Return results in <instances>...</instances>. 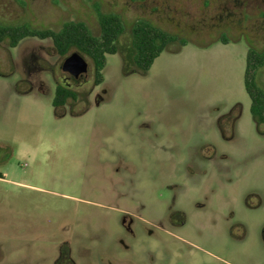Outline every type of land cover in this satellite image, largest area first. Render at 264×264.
<instances>
[{
    "label": "rangeland",
    "instance_id": "obj_1",
    "mask_svg": "<svg viewBox=\"0 0 264 264\" xmlns=\"http://www.w3.org/2000/svg\"><path fill=\"white\" fill-rule=\"evenodd\" d=\"M259 1V0H258ZM252 0H0V23L124 25L95 84L51 38L0 42V264H264V124L244 87L264 54ZM173 35L132 67L131 27ZM184 42L183 45L181 43ZM80 53L87 74L65 80ZM264 91V65L255 69ZM74 97L54 107L56 86Z\"/></svg>",
    "mask_w": 264,
    "mask_h": 264
},
{
    "label": "trees",
    "instance_id": "obj_2",
    "mask_svg": "<svg viewBox=\"0 0 264 264\" xmlns=\"http://www.w3.org/2000/svg\"><path fill=\"white\" fill-rule=\"evenodd\" d=\"M98 23L100 33L93 35L89 28L78 21L64 22L62 27L52 29H32L25 25H5L0 23V42L8 40L10 47H15L25 37L37 36L41 39L51 38L53 46L61 56L66 55L71 47H75L87 54L93 63L94 81L99 84L102 79V70L106 64V54L117 52L116 41L124 30V25L115 14L99 13ZM175 37L158 27L142 20H137L131 27V61L128 66L125 59L124 71L126 73H146L153 61L164 50L167 44L173 42ZM184 42L181 43L183 45ZM264 65V54H258L249 48L246 54L244 71V87L250 98V113L256 126L264 124V91L255 83V69ZM74 97L71 89L63 85L56 86V93L52 105L56 108L66 103L68 98Z\"/></svg>",
    "mask_w": 264,
    "mask_h": 264
},
{
    "label": "water",
    "instance_id": "obj_3",
    "mask_svg": "<svg viewBox=\"0 0 264 264\" xmlns=\"http://www.w3.org/2000/svg\"><path fill=\"white\" fill-rule=\"evenodd\" d=\"M61 70L74 77L84 76L88 71V62L80 53L72 52L64 58Z\"/></svg>",
    "mask_w": 264,
    "mask_h": 264
},
{
    "label": "flooded vegetation",
    "instance_id": "obj_4",
    "mask_svg": "<svg viewBox=\"0 0 264 264\" xmlns=\"http://www.w3.org/2000/svg\"><path fill=\"white\" fill-rule=\"evenodd\" d=\"M254 2V6L255 7H259L261 8L262 10L259 11L260 13H263L264 12V0H252ZM263 11V12H262ZM263 17H264V14H263ZM65 73V72H64ZM85 76V75H84ZM84 76H79V77H74L70 74L67 73V76L65 77V80H72V81H78L79 79L83 78Z\"/></svg>",
    "mask_w": 264,
    "mask_h": 264
}]
</instances>
